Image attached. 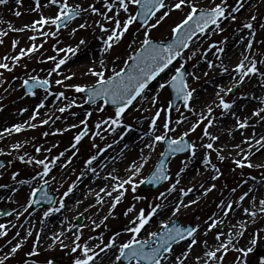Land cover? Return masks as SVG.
Segmentation results:
<instances>
[{
  "label": "rangeland",
  "instance_id": "1",
  "mask_svg": "<svg viewBox=\"0 0 264 264\" xmlns=\"http://www.w3.org/2000/svg\"><path fill=\"white\" fill-rule=\"evenodd\" d=\"M29 1L32 2L33 6H35L33 3L36 0H22V3ZM208 2L209 3H206V8H211L214 6V4L220 3V0H209ZM235 2L236 0H229V4L233 6H235ZM68 3L70 5L80 4L85 8H87L90 3H95L97 8H103V0H68ZM195 3L198 8H201V4L197 2ZM42 8L43 7H40L38 10H42ZM44 12L45 11L42 10V13H39L38 16L41 17ZM157 15H159V13ZM234 15L237 17L235 21L228 20L221 24V27L225 29L224 31H215L213 26L212 30L207 32L205 35L197 36L194 42L190 44L188 52H186L181 57L180 61L170 66V68L158 78L156 84L152 88L146 90L145 95L147 96V99H149L146 101V99L139 98V101H136L133 106L130 107V109L126 110L123 117L121 118L122 125L119 127L116 125H111L110 123H103V121L109 120L110 117L114 118L116 109H108V107L103 105V102H100L94 106L86 107L84 106V101L86 99L83 93H77L76 91L68 92L63 87L59 88L58 85H54L52 75H48V73L54 68V65L58 63L61 58H65L67 56V52L56 53L55 49H66L69 46L73 47L74 45L79 44L81 39H84L85 41L92 39L96 34V31L99 29V27H97L94 22L102 19L100 15L93 14L90 30H78L74 35L67 30L70 25L63 28L59 32H57L54 25H37L36 30L32 29L30 31L33 36L37 37V41L34 43V45L37 46V50L34 51L30 56H21L19 59L11 61L10 63L7 61V57L13 51L15 40L17 37L21 36V34L16 32L14 33L12 31V26L10 25H6L7 29H4L3 27L5 26L0 24V64L8 65V68H0V97H2V99L0 98V102L2 104V112L0 113V116L17 112L23 106V104H19L20 100L26 96H34L32 94L27 95L24 93L22 88L24 80L22 79L20 82H18V87L13 93H10V89L8 87L13 77L21 75L27 71H32L30 74L31 76H37L40 79L49 80L48 90L45 92L38 90L34 92L35 95L41 93L46 95L48 92L58 95L59 93L63 92L64 96L60 97V100L66 99L70 101L69 97L72 96V98L76 101V105L73 107H65L63 104L58 105L57 108H54L50 111L51 117L37 115L32 123L28 126V129H26L23 134L17 136L18 140L15 143L12 142L9 144L7 139H3L0 136V159L7 157L14 158L13 164L2 171V177L0 180V185L3 186L0 187V213L9 207L12 208V214L9 217H6L3 220L0 219V224L5 226L3 229H0V233H6V235H0V257L3 252L7 253L8 249H11V246H13V242L15 241L14 235L16 234L18 228L25 224L26 218L34 219L36 224L32 235L25 238L22 247L18 249L16 253H10V257L5 260L4 264H46V261L48 260L58 261L59 264H74L75 259L82 255L79 250L76 253L71 252V247L73 246V241L76 235H81V240L79 243H84V241L88 240L89 237H96L97 239H93L91 241L88 240L95 245L100 243L99 238L101 237L103 238L104 242L107 243L110 242L112 237L116 236V233H120L118 236L120 238L119 242L127 243L133 237V235H135L133 233L124 231L126 227L132 226L129 222L134 220V218L137 219L141 210H144V212L148 214L151 207H154L156 204H160V193H172V191H168L172 185H175L174 191L179 190L178 194L181 195L182 198L190 197L191 200L198 201L195 204H191V206L186 209L187 211L185 213L179 217H175L184 226L189 224L194 226L199 225V230L196 234V239L198 242L192 247V250L188 256L183 259V264H193L192 258L198 255L200 251L204 254L206 251L216 250V246L218 244L215 239L217 230L212 229L211 231H208L207 235L204 234L205 230L212 222L209 220L210 217L217 221L221 219L225 221L224 226L221 229V231L224 233V235L221 236V240L227 244L228 240L230 239L228 233L230 231L232 233L231 223L233 222L234 215L236 213L235 202L239 201L242 203V201L239 200V197L243 194V191L246 187L248 191L249 189L253 190L255 188L256 183L253 181L258 179L264 180V157L259 163L251 160L252 156L255 155V153H259L261 150H263V148L258 152L255 150V153H252L254 150L252 152L240 151L239 157L235 158L234 160L231 161L224 159L221 161L218 156L222 155L223 152L221 151L223 149L218 152L216 149H214V146L213 149H206L201 146L207 143H215V141L210 139L208 140L207 136L203 135L205 128H207V131H209L212 123L217 122V120H224L228 116L233 118V116L229 115L228 112H224L221 107L217 106L219 104L218 97H215L214 99H204V105L201 108L196 105V101H202L201 98L198 97L200 92L202 91L203 93L206 88L213 86L214 82V79L210 80V76L205 77L204 73L196 74V69L200 64H204L208 67V61H212L215 66L211 68V70L216 73L215 76H219L221 74L220 65L222 62L221 60L223 53L217 52L216 48H211V50H209L210 45L215 43L217 47H222L225 50L227 42L241 36L243 33H247V42L248 40H252L253 51L257 53V60L259 61L260 59H264V28L260 27V25L264 24V0L254 2L251 11L246 17H241L239 12L234 13ZM252 15L257 17L255 21L251 20ZM184 16L185 12L178 10L172 11L170 16L166 18L161 25H158L156 28L150 30V38L152 40L161 42L170 40L173 37L172 28L175 27V25L179 23L184 18ZM39 19L40 18H37V20ZM79 19L80 18L77 20ZM154 20L155 18H153V22ZM76 22L77 21H74L73 24ZM247 22H251L253 24L252 30L243 28V24ZM107 26L110 27L111 25L108 24ZM250 31L255 32L254 37L251 36ZM143 32V26L134 23L130 27V31L125 34L123 39L118 44H115L113 49L108 52V55L105 59V63L107 65L105 78L112 75L113 69H115V71H120L122 68H124L125 62H130L128 59L129 56L135 55L136 51L139 50L140 43L144 38ZM137 36L140 39V43L133 44L132 41L137 39ZM130 44L132 47H129ZM79 46L81 50L85 48V44ZM193 51L196 52V55L189 59V56H191ZM203 53L207 54L206 59L204 58ZM247 53L249 57L252 58L251 52ZM218 56L220 59H217ZM49 57H55V60L49 59ZM117 60L119 61L118 66L115 65ZM87 62H89L87 64H92L93 60L88 58ZM181 65H186L187 73H195L199 79H194L193 76L188 75L187 84L189 85V89L195 90L193 92L191 103L187 108H178L176 111L172 112L169 109V92L166 87L164 89H160L159 84L163 81L169 80L170 77L175 74V69L181 67ZM230 66L232 65H229V67ZM257 67L261 71H264V65L258 63ZM95 68L96 70H100V67ZM31 76L27 77V75H25L23 79H28ZM89 76L93 77L91 74H89ZM94 78L97 81V77L94 76ZM257 78L261 79L256 75L252 76L250 79L245 78V82L239 86L238 89L237 87L233 88V90L236 89L235 96L231 95L232 92L228 93L227 95L221 93V95L224 96L225 101L232 102L234 100L236 103L247 97H254L255 88L248 87L247 85L251 82V80H258ZM262 82H264V79H261L260 84ZM260 84L258 83L257 87L260 88ZM229 86H231V84ZM214 88L216 92L219 91V86H214ZM8 94H10L9 97H6ZM41 96L38 95V98ZM153 96L156 97L155 105L150 103V100ZM263 101L264 97L261 100V104ZM191 104L193 107H191ZM101 105H103L104 111H97V107ZM209 107L212 108L211 114L208 113ZM60 108H65V111L60 112ZM189 109L192 110L190 111ZM254 110L256 109H249V113L253 112ZM157 111H160V116L158 118H156L155 115ZM87 113H91V115L89 116ZM201 114H203L205 119L201 120ZM77 117L83 118V121H86V124L76 125V127L73 128L72 126L75 124H67L68 119H76ZM141 117L143 121L150 122V124L155 118L156 125L155 127H152L151 125L149 128L151 133L150 141L154 147L152 149L147 147L138 149L140 163H143L145 159L147 160V163L144 164V166L140 169L139 174L133 177L136 182L135 191L132 190L133 186L131 184L124 185L122 188L124 195H121L120 202L116 204L115 208L105 207L102 212L101 208L103 205H99L100 208H90L82 212L74 209L68 210L67 200L71 196L72 191L69 192L67 196L64 195L65 192L68 191L70 186L78 183L77 181H79V178L85 177L87 179L91 177L93 174L91 168L93 167L96 168V171L99 170L101 165H103L102 168H104V166L107 167V165L110 167L104 170L101 177H98L92 181V184H95L94 187L98 188L97 185L99 184H101V187L104 189L117 186L119 183L118 181L120 180L116 181L110 178L106 179V177H108L109 173L115 175V172H113V165L118 162L117 158L120 159L127 155L124 153L126 146L123 147L122 150L119 146V142L123 143L127 141V138H124L123 133L125 132L123 131L128 133L132 131L134 127L138 129L137 124L139 121L141 122V120L138 118ZM250 117L255 120L254 122L261 121L258 117L252 116V113ZM45 120H47L48 123H42ZM177 120L182 122L178 124ZM209 120L212 121L211 125L208 123ZM166 122L169 124V128L174 129V131H169L168 129L164 128V124ZM195 123H198L199 126L194 132H189V135L186 136L192 143L196 145L195 157H193L190 152L185 156H179L172 159L168 167L170 180L164 186H162L157 191H139L137 188V182H140L147 177L146 175H148L153 170L159 160L161 153L163 152V144L162 142L155 141V136L167 134V136L172 138H179V136L184 132L189 131V129ZM33 124L36 126L31 127ZM97 124H100L99 128L97 127ZM105 125H107L106 128L112 129V136L107 138V142L101 144L98 139L101 137L102 133H99L98 131H100L101 126L103 127ZM110 126L116 127V131L114 132L113 128H110ZM53 128H55L54 130L56 131L62 130L63 133H55L52 137L48 138L49 143H47V135L44 134L53 131ZM82 132L86 133V136L82 138L77 144L75 137ZM109 133L110 132H107L106 135H109ZM136 135L138 136L139 134ZM262 135H264V123L261 133L256 135L255 138L258 139ZM256 139H253V141H256ZM130 142L131 139L128 141V144ZM249 143H251V141ZM17 144L20 145L19 148L14 147ZM73 144H75V147H73ZM109 145H111V147H108ZM37 148H40V150L44 151L42 153L37 152ZM107 151H110V154H105ZM61 153L64 155L61 156ZM245 154L248 155V160L244 162L245 167H237L234 161L237 159L242 160ZM93 155H95L97 159L93 161L92 165H87L86 161ZM21 156L24 157L23 160L20 159ZM206 156L210 158L212 164L216 165V167L220 169L219 178L216 180H212L210 178V182L206 184L203 189L198 186L197 181H192L190 184H185L182 187H178L179 184H177L176 181L179 180L178 177L180 174L186 171V168L189 165L188 161H195L194 164H196V160L199 157L204 160ZM29 159H32L33 161L44 160L50 168L48 176H45L43 179H41L39 174L43 172V166L37 165L35 163H28ZM69 160H71V163H69ZM98 160L101 162L95 164ZM249 162L252 163L254 167H247V163ZM122 165L128 166V161H124L121 166ZM203 167L210 171L211 176L215 174L211 170V165L207 167L204 165ZM123 172L125 173L124 177L118 176V174H121L122 172H119L115 176H118L121 180L128 179L129 173L126 171V169L123 170ZM14 173L18 174L16 180L12 179ZM177 173H179V175H177ZM34 177L35 179H33ZM20 180H26L29 181V183L20 184ZM44 180L49 181L48 185L50 186V192L55 194L58 200L54 207L50 209L42 208L38 211H33L30 208L31 200L33 199L30 194L33 189H38L39 186L44 183ZM251 183V187L247 186ZM212 184H215L216 187L212 191L208 192L207 195H203L202 193L204 190ZM181 188H183L185 191H187L189 188H192L193 191L188 192L187 195H184L180 192ZM233 188L236 189L235 192L232 191ZM122 189H119L116 191V193H121ZM196 193H198L197 195L200 197L197 198L194 196ZM258 193L260 194L259 191ZM178 194L176 196H178ZM222 200L226 204L232 203L234 205V211L230 212L226 217L223 215V211L218 208V204ZM61 201H63L64 205L66 204L63 208H60ZM55 208H60V211H50ZM65 208L67 210L64 211ZM259 208L260 206H258V210ZM129 209L133 210V214L130 211H127ZM46 211H50V215L48 217L44 216ZM62 211L64 213V226L70 230V232L75 234L74 237L65 243L67 248L61 250L59 248L60 246H57L52 247L51 250L44 253L38 252V255L36 256L29 255L33 248H36L35 241L37 230L46 220L58 213H61ZM104 214L105 217H108L107 220H104L102 217ZM79 218L82 219V225L80 226L76 224V221ZM171 221L172 220H167L163 222L170 224ZM206 221L208 223H206ZM96 225L100 226L96 227ZM147 225L148 224L145 225L144 229ZM144 229H142L139 235L136 237L137 239L143 236ZM161 229L162 228H160V230ZM246 237H248V241L246 240ZM189 239L175 245L173 250L179 244L187 243L188 245ZM253 240H255V244L252 243ZM203 241L208 242V248H205L204 244L202 243ZM246 241L248 242V246L245 244ZM249 247H251L253 251L248 253L247 256L239 251L241 248L247 250ZM96 250L98 251V249ZM117 252L118 251L115 253ZM255 254L258 255L255 256ZM165 255L167 256L168 254ZM217 255H224V260L221 262V264H262V262H264V213L259 211L255 219L251 218L247 224L246 236L240 237L238 240H233L231 246L228 247L226 254L221 251L218 252ZM204 257L206 258L207 262L198 261V264H216L215 261L210 260L205 255ZM166 262L167 260L162 261V264Z\"/></svg>",
  "mask_w": 264,
  "mask_h": 264
},
{
  "label": "snow or ice",
  "instance_id": "2",
  "mask_svg": "<svg viewBox=\"0 0 264 264\" xmlns=\"http://www.w3.org/2000/svg\"><path fill=\"white\" fill-rule=\"evenodd\" d=\"M245 2L246 0H236L235 6H233L229 4V0H220V3L214 4L213 7L205 9L198 8L196 6L195 0H167V2L166 0H103V8L101 9L97 8L95 6V3H90L87 8H84L80 4L70 5L68 3V0H47V4L55 5L57 7V14L55 16L47 18L41 16V18L37 21H34L32 25H25V27H31L33 28V30H36L37 25H54L57 32H59L61 27H68L70 22L74 21L75 19H84L83 23H80L77 28H73L71 30V34L74 35L79 29H86L91 26L88 23V20L83 17L82 13L87 12L90 14H98L102 19L95 21L94 23L97 27H99L101 33L106 35V39H103L104 47L102 51L104 53H108L113 49V46L115 44H118L123 39L125 34L130 31V27L134 23H136L138 20L142 22V26L144 29V38L140 43L139 50L136 51V54L133 56H129L128 58L132 61L131 65L125 62L124 68H122L120 71H115V69H113V74L105 78L107 65L105 63V60L101 58L99 60L100 70H96L94 68H90L88 70L89 74L97 77L95 85L91 87L69 85V87H73L77 93L86 94L87 98L84 101L85 103L96 104L97 101L102 100L103 105H107L109 102H111V104L113 105H116L117 107L114 118L110 117L109 120H105L103 121V123H110L111 125H116L117 127H119L122 125L121 117L124 115L129 106L133 104V101H136L138 97H140L141 99H147V96L145 94L146 90L149 89L150 82L156 80L157 77L161 75V73L165 72V70L168 69L169 66L173 63V61L182 54L183 49L189 48L190 42L193 41V37L197 36V33L203 36L207 32L212 30V26H214L215 31H224L225 29L221 27V24L224 21L228 20L235 21L237 17L236 15H234V13L240 12L241 9L245 7ZM7 3L8 0H0V5H5ZM16 3L21 4L22 0H16ZM47 4L43 6H47ZM40 7H42L40 0H36L35 9L30 10H36ZM174 10L185 12L184 18L179 23H177L175 27L172 28L174 39L171 43L168 44L154 42L149 36L150 30L156 28L158 25H161ZM109 13H111V15H109ZM158 13L159 15H157ZM15 15L20 16L21 13L17 11L15 12ZM153 18H155L154 22ZM256 19L257 17L255 15L251 16L252 21H255ZM102 21L108 22L111 26H106ZM260 27L264 28V24L260 25ZM243 28L252 30L253 24L251 22L244 23ZM250 34L252 37L255 36V32L253 31H250ZM30 39L34 40L35 37H31ZM85 43L86 41L84 39H81L79 45H83ZM133 43H135V40L133 41ZM79 45H77L75 48L69 46L66 49H59L58 51L75 55L79 49ZM129 47H132V45L130 44ZM211 48H216V51L219 53L224 52V48L217 47L215 43L210 45L209 50H211ZM245 48L247 52H251L252 58H250L247 54L241 53L242 59L235 66L232 72H229V69L223 66V62H221L220 65L222 69L221 74L227 73L233 82L232 85L227 88L219 86V91H217L216 93L217 97L219 98V104L217 106L221 107L224 112H228L229 110H231L233 108V105L235 104V101H225L224 96L221 95V93H224L225 95L231 93L234 87H239L245 82V78L250 79L254 75L259 76L261 79H264V71H261L257 67L258 63L264 65V59H260L259 61L257 60V53L253 51L252 40H248ZM36 50V45H32V47L28 49L29 52H34ZM21 55H24L23 50H21ZM195 55L196 52L193 51L191 56H189V59H191ZM203 56L206 59L207 54L203 53ZM13 59H19V57H14ZM49 59L55 60V57H49ZM66 59V57L61 58L58 63L55 64V67L51 70V72L48 73V75L50 76L52 72H55L60 68L61 65H64L66 63ZM217 59H220V57L218 56ZM214 66L215 65L212 61H208V68L211 69ZM182 67L183 65L176 68L175 74L172 75L169 80L161 82L159 84V88L164 89L166 85H170L175 90L177 97L182 98L185 101V107L187 108L189 107L188 101L192 99L193 92L195 90L189 89V85L187 84L185 77L186 75H191L194 79H199V77H197L195 73L186 74L181 70ZM0 68H8V65L0 64ZM125 69H127V71H125ZM233 73H235V75H233ZM204 74L207 75L208 73L205 72ZM74 75L75 73H72L71 75L65 76L64 79H71ZM55 83L62 84L63 80L58 79L55 81ZM23 86L26 87L32 95H35V93L32 92V89L43 88L47 91L49 88V80L40 79L37 76H31L23 81ZM63 96L64 93L61 92L57 95V98L59 99ZM71 103L75 104V100H73ZM150 103L155 105V96L152 97ZM103 105L98 106L97 111H104ZM41 107H44L43 102L38 105L37 111ZM189 110L191 111L192 109ZM59 111L64 112L65 108H60ZM211 112L212 108L209 107L208 113L211 114ZM262 113H264V108H258L252 112V116L258 117L260 120L264 121V115H262ZM87 115L90 116L91 113H87ZM155 115L156 118H158L160 116V111H157ZM231 115L236 118V124L239 129L254 127V125H249L247 119L241 121V119L236 116L235 112H232ZM35 118V115H33L32 119ZM203 119H205V117L203 116V114H201V120ZM181 122L182 121L177 120L178 124ZM42 123L46 124L48 123V121L45 120ZM208 123L209 125H211L212 121L209 120ZM81 124H86V121L82 120ZM151 125L152 127H155V118L151 121ZM35 126L36 125L34 124L31 125V127ZM198 126V123L193 124L189 131L184 132L179 136V138H168L167 134H164L155 136L154 139L155 141L166 142L168 146V152L170 153H181L190 150L191 155L195 157L196 145L187 141L185 137L189 135V132H194ZM21 127V125H15V131H21ZM72 127H76V125H73ZM97 127L99 128L100 124H97ZM164 128L168 129L169 131H174V129L169 128V124L167 122L164 124ZM6 131L10 132L11 129H6ZM84 134L85 133L82 132L75 137V141L77 144L80 142ZM44 135H48V133H45ZM203 135L209 137L212 141L218 139V137L211 135V133L207 131V128L204 129ZM251 139H256L255 133H253L252 137H246L245 140H243L241 143L249 144ZM256 145L258 146L256 148L257 152L260 151V149L264 148V135L256 139ZM145 146L149 149H152L154 147L153 144H146ZM201 146L206 149H213L212 143H207ZM14 147L19 148L20 145L17 144ZM73 147H75V144H73ZM108 147H111V145H109ZM234 147L240 149L241 152L244 151L240 144L234 145ZM36 151L39 152L40 148H37ZM217 151L219 152L221 150L217 149ZM60 155L63 156L64 154L61 153ZM161 155L163 156L164 154L161 153ZM218 158L221 161L225 159L223 155H219ZM20 159L23 160L24 157L21 156ZM96 159L97 157L93 155L86 161V164L92 165L93 161H95ZM247 160L248 155L245 154L242 160L237 159L234 162L237 167L243 168L245 167L244 162ZM28 163H35L37 165L43 166V172L39 174L41 179H43V177L45 176H48L50 168L44 160L33 161L32 159H29ZM69 163H71V160H69ZM146 163V159L143 163L133 161L132 164L126 169V171L129 173V178L126 180H121L118 176H115L112 173H109L106 179L110 178L112 180H120L116 188L113 189L114 191L122 189L125 184H131L133 186L132 190L135 191L136 182L134 181L133 177L139 174L140 169ZM203 163L206 167L211 165V170L213 171V173H215L210 178L212 180L218 179L220 169L217 168L216 165L212 164L210 158L206 156L203 160ZM2 167L3 165L0 164V168ZM247 167L251 168L254 167V165L249 162L247 163ZM91 171L95 173L96 168H91ZM113 172H115V169H113ZM17 175V173H14L12 179L16 180ZM177 175H179V173H177ZM33 179H35V177ZM167 179H169V177L164 174V165L163 163H160L158 166H156L155 170L151 174V179H149L147 182L154 183ZM144 182L145 181L143 180L140 181V183ZM19 183L28 184L29 181L20 180ZM48 183V180H44L45 185H47ZM176 183L179 184L180 181L177 180ZM0 187L3 186L0 185ZM73 187H75V185L70 186L68 191L65 192L64 195L67 196L68 193L72 191ZM200 187L203 188L204 185L201 184ZM215 187V184L210 185L207 189L204 190L202 194L207 195V193L212 191ZM174 190L175 185H172L168 191ZM38 191H41V189H33L30 194L31 197H35ZM191 191H193L192 188H189L187 191H185L183 188L180 189V192L184 195H187L188 192ZM232 191L235 192L236 189L233 188ZM251 191L252 190L249 189V191L244 192L239 197V200L244 201L245 198L249 196V193ZM107 194L111 196V192H108ZM46 195L47 193H45V196ZM121 195L122 194H118L114 198L115 203L111 205L112 208H115L116 204L120 202ZM164 195L165 193H160L161 197H163ZM253 201H255V197H253ZM38 202L39 201L34 199L31 200V203ZM197 202V200H190L188 203H185L183 200H180L174 206L172 216H176V214L181 210V207L187 208L191 204H195ZM259 205V211L261 213H264V199L259 200ZM64 206L65 205L63 201H61L60 208H63ZM253 206H255V204H253ZM60 208H55L50 211L58 212L60 211ZM161 208L162 206L160 204H156L154 207L150 208V212L148 214H146L144 210H141L137 219L131 220L129 222L132 226L126 227L124 229L125 232L133 233L135 235H133V237L127 243H122L119 246H117L115 243V237H112L110 242L107 243H105L103 238L101 237L99 238L100 243H97L93 246L88 242L79 243V241L81 240V235H76L73 241V246L71 247V252L76 253L79 250L82 255H80L79 258L75 259L74 264H104L105 257H107L109 264H122V258L124 260H127L129 264H131L133 260L136 261V264H162V261L168 260L169 257L173 254V244L190 238L187 248L180 255L175 256V259L170 262V264H183V259L188 256V254L192 250V247L198 242L196 239V234L199 230V225L182 227L177 224L176 221H171L172 226L170 227L169 223L162 222V231H160L159 233L153 231L149 234V238L144 240L136 238L141 230L144 229L145 225L148 224L151 218L157 213V210ZM218 208L223 211V215L225 217L228 216L230 212L234 211V205L232 203L226 204L223 200L218 204ZM50 211H46L44 213V216L48 217L50 215ZM129 211H131V209H129ZM243 212L245 215L253 219H255L257 216V212L250 211L249 208H244ZM107 219V216L104 217V220ZM209 220H211L212 222L209 224L204 234L207 235L208 231L216 229L217 232L215 239L218 244L215 251H206L204 255L210 260L215 261L216 264H221V262L224 260V255L218 256L217 253L223 251V253L226 254L228 251V246L232 243V241L231 239H229L226 244L223 240H221V236L224 235V233L220 230V225L225 223L223 219L217 221L210 217ZM206 223L208 222L206 221ZM99 226L100 225H96V227ZM4 227V225L0 224V229H3ZM241 227H243V225H241ZM0 235H6V233H0ZM28 235L31 236L32 233L29 232ZM119 235L120 233H116V236ZM231 235L232 233L230 231L228 233V236L230 237ZM238 235H242V233H238ZM52 239L56 241L59 239V236L54 234ZM93 239L97 238L89 237V241ZM37 240H39V236H37ZM60 243L62 247H66V245H63L62 241ZM202 243L204 244L205 248H208L207 241H203ZM252 243L255 244V240H253ZM21 247L22 245L20 243H17L14 247L11 248V253H16L17 250ZM116 247H118V254L114 255V259L110 256H107L108 251ZM96 249H98V251ZM239 251L247 256V254L252 252L253 249L251 247H249L247 250L241 248L239 249ZM101 253H104L105 257H102ZM165 254L168 255L166 256ZM29 255H38L35 247L29 253ZM7 259L8 256L6 255L4 259H0V264H4L5 260ZM197 259L199 260L200 257H198ZM46 264H52V261L48 260L46 261ZM262 264H264V262H262Z\"/></svg>",
  "mask_w": 264,
  "mask_h": 264
},
{
  "label": "bare ground",
  "instance_id": "3",
  "mask_svg": "<svg viewBox=\"0 0 264 264\" xmlns=\"http://www.w3.org/2000/svg\"><path fill=\"white\" fill-rule=\"evenodd\" d=\"M209 0H195V2L201 4V8H206V3ZM259 1V0H246L245 7L241 9L239 15L241 17H246L249 12L251 11L252 6L254 5V2ZM263 1V0H261ZM40 3L42 5V10L45 11L44 14L42 15L43 17H52L57 14V7L55 5L47 4V1L40 0ZM34 5L36 4V1L33 3ZM47 4V6H43ZM85 8V7H84ZM30 9H35V6L32 5V2H26V3H21L17 4L16 0H8V3L5 5H1L0 8V24L4 29H7L6 25L12 26V31L15 33L21 34V36L17 37L15 41V47L13 51L8 55L7 61L10 63L11 61H14L16 59H13L14 57H21V56H30L33 52H29L28 49L34 45L36 42V37L35 39H30L31 37H34L30 31L33 29L31 27H25V25H32L34 21H37V18H41L39 13H42V10H30ZM19 11L21 13L20 16H16L15 12ZM83 17L88 20V23L91 25V20L93 17V14L84 12L82 13ZM111 15V13H109ZM35 18H34V17ZM84 19H79L75 24H72L67 28L68 31L71 32L73 28H77V26L80 23H83ZM105 25L107 26L109 23L104 21ZM23 29V30H20ZM91 26L86 28V30H90ZM82 30V29H79ZM247 33H243L241 36L234 38L232 41L230 40L229 42L226 43L225 50L222 55V62L223 66L227 67L229 69V72H232V69L235 68V66L240 62L242 59L241 53L247 54L246 51V44H247ZM103 37V38H102ZM103 39H106V35L102 34L100 29L96 31V34L93 36V38L86 42L85 48L84 49H79L76 52L75 55H72L71 53H67L66 56V63L64 65H61L59 69H57L55 72H53L52 79L54 81V85H58L59 88H64L68 92H73L75 89L73 87H69V85H81V86H87L93 85L96 82V79L94 76H89L88 70L90 68L95 67H100L99 65V60L103 58L104 60L107 57V53H104L102 51L104 44H103ZM135 43H140V39H134ZM133 40V41H134ZM132 41V43H133ZM133 43V44H135ZM79 45V44H77ZM77 45H74L73 47L75 48ZM21 50L24 51V55H21ZM56 53H61L58 51L59 49H55ZM57 55V54H56ZM91 58L93 60L92 64H87V59ZM41 60V59H40ZM106 62V61H105ZM237 62V63H235ZM115 65H119V61L117 60L115 62ZM229 65H232L229 67ZM55 67V65H54ZM196 74L199 73H205L207 72L208 74L205 75V77L210 76V80H213V86L210 88H206L205 91L200 92L198 97L201 98L202 101H196V105H198L200 108L204 105V100L206 98H212L214 99L217 97L216 91L214 86H223L227 87L230 84L232 85V80L230 79L229 75L227 73L220 74L219 76H215L216 73L209 69L206 65L200 64L198 68L196 69ZM32 71H27L24 72L21 75H18L14 77L9 84V89L10 93H13L16 88L18 87V82L20 80H25L23 77L25 75L31 76ZM222 72V69H221ZM72 73H75L74 76H72L71 79H64L65 76L71 75ZM235 75V73H233ZM215 76V77H214ZM63 80L62 84H56V80ZM260 84L259 80H251V82L247 85L248 87H254V97H247L243 101H240L232 108V110L229 112V115H231L232 112L236 113V116H238L241 121L247 119L249 125H254V127H247L244 129H239L236 124V118H231V116L226 117L224 120H218L217 122L212 123L210 126V130L208 131L211 133V135L218 137V139L215 140V143L213 144L214 149H223L221 152L222 155L225 157V159L228 160H234L235 158L239 157L240 155V149L235 148L234 145L240 144L241 147L244 149L243 152H253L255 153L256 148L258 147L256 145V141H253L251 139V143L248 145L242 144L241 142L245 140L246 137H252L253 133H255V136L261 133L262 126L264 121L260 122H254L255 120L251 118V113H249V109H258V108H264V105L261 104V100L264 97V82L260 84V88L257 87V84ZM51 93V94H49ZM46 95H43L41 97L37 96H30V97H25L22 100L19 101V104H23L21 109H19L15 113L11 114H6L4 116H0V136L3 139H7L8 143H15L18 139L17 136L23 134L28 126L32 123L34 119H32V116L35 115V117L38 116H50L51 115V110L54 108H57L58 105L63 104L65 107H73L76 105L71 103L74 99L72 97L70 98V101L64 100L60 98H57V94L55 95L52 92H49ZM10 94H8L6 97H9ZM249 95V94H248ZM252 95V94H251ZM150 97V96H149ZM149 99V98H148ZM146 99V101L148 100ZM43 102L44 107H41L38 109V105ZM201 103V104H199ZM203 103V104H202ZM191 107L192 104H191ZM264 114V113H262ZM83 118L77 117L75 118H70L67 121L68 123H72L75 125H80L81 121ZM15 125H21V131L16 132L14 126ZM67 126V125H66ZM65 127V126H64ZM136 129H134L127 134H124V136L127 138L126 142L121 143L120 149H123L125 147V152H126V158L122 157L118 163L113 165V169H115V175L118 174L119 172H122L121 174H118L120 177H124V172L123 170L127 169L133 161L140 162L139 159V151L138 149H143L146 148V144H151L150 138V122L146 121H141L137 124ZM6 129H11V131H6ZM49 132L47 135V138L50 136L54 135V130ZM60 131H58L59 133ZM136 134H139L138 136ZM131 142L128 144V141ZM209 140L210 138L207 137ZM223 147V148H222ZM44 150H40V153H42ZM105 154H110V151H107ZM264 157V148L261 150L259 153H255V155L252 156L251 160L255 162H260V160ZM128 161V166L127 165H122L123 162ZM101 162L98 160L95 164H98ZM195 161H188V167L186 168V171H184L180 176L178 177L180 180V183L178 187H182L185 184H190L192 181H197L198 186L203 184L204 186L210 182V177L211 173L208 169H205L203 160L201 157H199L196 160V164H194ZM103 165L99 167V170H97L95 173L92 174L91 177L85 178L82 177L81 180L77 181L76 186L73 187V190L71 192V196L67 200V209L71 210H79V212H82L86 209L90 208H100L99 205H103L101 208V212L105 207H111L112 204L115 203V197L118 195L116 194V191L113 189L116 188L115 186L111 188H105L101 187V184L97 185L98 188L94 187L95 184H92L94 179H97L98 177L102 176V173L104 172L105 169H108L107 167ZM110 168V167H109ZM256 183L255 188L249 193V196L245 198L242 203L239 201L235 202L236 206V213L234 215L233 222L231 224L232 228V235L231 240H235L236 238L238 239L240 236H243L245 234V230L247 228V224L251 220V217L247 216L244 214L243 209L244 208H249L250 211H256L257 213L259 212L258 206L259 205V200L264 199V180L263 179H258L253 181ZM251 184H248L247 186L251 187ZM204 188V187H203ZM202 188V189H203ZM103 189V191H102ZM201 189V190H202ZM179 191V190H178ZM178 191H172V193L167 194L163 197L160 198V205L162 206L161 209H158L157 214H155L152 218V220L149 222L147 227L143 230V236L139 239H147L149 237V234L153 231H159L161 228V223L163 221L167 220H173L175 217H179L183 213H185L189 207L184 208L181 207V210L176 214V216H172V211L174 210V206L176 203H178L180 200H183L185 203H188L191 199L190 197L188 198H182L181 195L178 194ZM242 191V190H240ZM245 191H248L247 187L244 189L243 193ZM260 192V194L258 193ZM111 192V196H109L107 193ZM178 194V196H176ZM196 193L194 196L197 198L200 197ZM192 197V196H191ZM253 197H255V201H253ZM255 204V206H253ZM66 209V210H67ZM103 218L105 217V214L102 216ZM35 225V221L32 220L31 218H27L24 226H21L18 228L15 236H14V242L13 246L14 247L17 243H20L23 245V242L26 237H28L29 232H33L32 228ZM243 225V227H241ZM235 226V227H233ZM238 233H242V235H238ZM18 234V235H17ZM56 234L59 236V239L54 241L52 239L53 235ZM74 233L70 232L65 226H64V216L63 215H56L48 220H46L43 225L37 230V236H39V240L36 241V250L39 253H44L52 249V247H57L60 246L59 248L61 250H64L67 247H62L61 246V241L63 242V245H65L66 242H68L72 237H74ZM119 237L115 236V243L117 246H119ZM246 240L248 241V237H246ZM245 242L246 246H248V242ZM91 245L94 246L92 242H89ZM231 245V244H230ZM229 245V246H230ZM187 248V243H182L179 244L174 250L173 254L169 257L166 263L164 264H170L172 260L175 259V256L180 255L185 249ZM118 251V247L113 248L112 250H109L107 253V256H110L114 259V255L118 254L115 253ZM11 249H8V252L5 253L3 252L1 254L2 259L7 255L10 257ZM115 253V254H114ZM102 257H105L104 253H101ZM200 257L198 260L197 258ZM193 264H198V261L200 262H207L206 258L204 257L203 252H199L198 255L194 256L192 258ZM104 264H109L107 257H105Z\"/></svg>",
  "mask_w": 264,
  "mask_h": 264
},
{
  "label": "water",
  "instance_id": "4",
  "mask_svg": "<svg viewBox=\"0 0 264 264\" xmlns=\"http://www.w3.org/2000/svg\"><path fill=\"white\" fill-rule=\"evenodd\" d=\"M1 164L4 166L5 162H3V163H1ZM142 188H145V186H143ZM126 262H128V261L126 260Z\"/></svg>",
  "mask_w": 264,
  "mask_h": 264
}]
</instances>
